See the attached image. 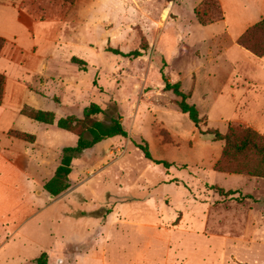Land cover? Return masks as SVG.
Here are the masks:
<instances>
[{"label":"rangeland","instance_id":"374dc122","mask_svg":"<svg viewBox=\"0 0 264 264\" xmlns=\"http://www.w3.org/2000/svg\"><path fill=\"white\" fill-rule=\"evenodd\" d=\"M0 1L19 5V0ZM180 1L182 18L189 23L193 0ZM23 2V9L40 22L32 23L33 35L26 30L19 39L22 46L6 41L2 50L37 70L44 59L58 56L49 59V77L37 75L27 84L52 99L40 109L58 114L44 129L15 113L16 104L7 95L0 105V143L25 140L13 136V130L33 136L31 199L57 210L47 207L33 217L13 248L6 228L0 236V264H36L41 254L43 264H264V225H239L243 215L264 219V211L248 197L264 196L262 156L254 149L222 156L224 141L207 132L226 133L229 125L251 128L231 119L232 110L224 105L235 99L226 91L219 98L207 93L204 104L214 107L206 110L187 98L197 105L196 127L174 93L164 88L175 62L167 63L157 39L163 34L164 48L176 49L166 40L175 24L170 3ZM34 47L37 55L31 54ZM240 100L245 105L239 110L246 115L247 97ZM93 103L104 112L85 115ZM117 114L126 136L105 138L74 158L70 186L58 196L46 194L45 201L34 194L53 175L64 146L75 145L78 134L95 121L109 124ZM68 115L77 120L68 129L59 128L56 120ZM144 143L151 158L144 155ZM254 206L255 211L248 210Z\"/></svg>","mask_w":264,"mask_h":264},{"label":"crops","instance_id":"0c3cea01","mask_svg":"<svg viewBox=\"0 0 264 264\" xmlns=\"http://www.w3.org/2000/svg\"><path fill=\"white\" fill-rule=\"evenodd\" d=\"M200 1L193 0L190 6L193 16L189 17V23L182 18L180 0H174L169 4V17L175 24L172 30L166 32V40L174 42L176 49L164 48L162 41L164 39H161L163 34L159 33L157 39V45L167 58V63L171 64L173 60L175 62L173 73L165 77L170 83L179 82L180 89L184 93H190L188 99H194L198 107L200 104L205 110L214 107L213 102L204 104L207 93L217 94L219 98L226 91L229 99H235L232 103L224 105L232 110L229 112L232 115L231 119L244 121L252 129L264 134V54L256 56L238 43L239 37L251 25L264 18V0H218L223 18L207 25L200 24L193 12ZM23 3V0H19L17 6L13 1H0V37L5 39V43L10 41L13 45L22 46L19 39L26 35V30L33 35L30 30L32 23L38 25L40 22L38 17L33 18L31 13L23 9ZM2 49L0 73L4 75L5 80L0 105H3L6 96L9 95L11 102L16 104L15 113L24 115L21 113L23 105L29 104L28 106L32 108L40 109L47 100H52L27 84L37 75L49 77L51 74L46 73L49 59L55 61L58 56L50 55L41 62L40 69L37 70L28 63L13 60ZM31 54L37 55L35 47ZM183 82L187 84L186 89H182ZM219 82L225 85L223 89L218 87ZM20 84L24 88H20ZM245 96L246 115L245 109L239 110L244 108L245 104L240 99ZM54 104L60 106L55 102ZM51 112L58 114L53 110ZM39 125L46 129L49 124L39 122ZM32 149L33 143L25 140L23 142L7 140L3 144L0 143V236L6 228L9 229L13 236L11 248L16 245V238L20 240L24 238L22 231L33 217L39 216L47 207H55L57 210L52 203L46 202L42 205L40 202H32L31 185L35 180L30 172L34 156ZM42 186L43 183L41 190L34 192L35 195L44 197L46 194L49 195ZM248 197L257 203L259 211H264V196ZM255 209V206L248 208L249 211ZM54 218L57 220L56 214ZM239 225L247 228L259 227L264 225V219L253 218L251 214L243 215L239 219ZM250 233L248 230L249 237Z\"/></svg>","mask_w":264,"mask_h":264},{"label":"trees","instance_id":"16d2710c","mask_svg":"<svg viewBox=\"0 0 264 264\" xmlns=\"http://www.w3.org/2000/svg\"><path fill=\"white\" fill-rule=\"evenodd\" d=\"M67 3H73L76 0H63ZM167 3H172L174 0H166ZM194 15L197 21L202 25H207L212 22L218 21L223 18V12L218 0H201L194 7ZM239 45L251 51L256 56H262L264 54V18L251 25L238 39ZM5 45V39L0 37V51ZM115 53H121L118 50H114ZM132 54L138 52H131ZM130 55V54H124ZM72 60H77L73 57ZM80 61V60H78ZM5 77L0 73V104L3 98V87ZM164 88L171 90L178 98L177 104L181 112L187 113L189 119L198 127L200 122V116L197 107L189 103L187 98L190 93H184L180 89V83H170L167 79H164ZM104 109L98 104H91L84 109V114L103 113ZM21 113L30 117L31 119L50 124L54 121V114L51 111L35 109L32 107L24 106L21 109ZM77 118L74 115H68L66 117H59L56 120V124L59 128L68 129L70 125L75 122ZM209 133H213L215 138L224 141V147L222 156L229 154H237L246 150L254 149L262 156V162H264V136H260L258 132L252 128L245 126H232L226 133H221L216 129L207 130ZM11 134L15 137L31 140L32 135L27 132L13 130ZM115 135L126 136L127 132L123 128L120 116H111L109 124H104L98 120L91 124L85 131L78 134L77 142L75 145L64 146L62 148V156L59 164L56 166L53 175L43 183V189L50 196H58L70 186V173L72 171V161L78 157L84 150L93 147L96 143L102 141L105 138ZM145 157L151 158L150 151L146 143L142 146ZM156 162L162 163L165 167H168L170 163L165 160H157ZM44 254H41L36 260V264H43L41 259Z\"/></svg>","mask_w":264,"mask_h":264},{"label":"bare ground","instance_id":"6f19581e","mask_svg":"<svg viewBox=\"0 0 264 264\" xmlns=\"http://www.w3.org/2000/svg\"><path fill=\"white\" fill-rule=\"evenodd\" d=\"M166 10V9H165Z\"/></svg>","mask_w":264,"mask_h":264}]
</instances>
